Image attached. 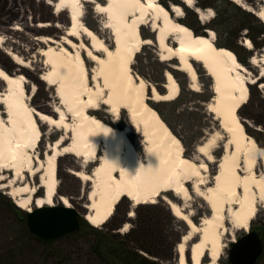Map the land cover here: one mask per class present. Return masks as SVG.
<instances>
[{
    "label": "bare ground",
    "instance_id": "6f19581e",
    "mask_svg": "<svg viewBox=\"0 0 264 264\" xmlns=\"http://www.w3.org/2000/svg\"><path fill=\"white\" fill-rule=\"evenodd\" d=\"M182 1L198 12L203 23L212 17L208 9L195 6L194 0ZM232 1L253 11L264 25V0L255 11ZM47 3L53 6L54 14L66 11L69 21L59 41L52 37L38 39L45 44L39 54L47 66L39 78L54 90L58 105L49 111L55 117L33 108L29 100L35 87L28 94V81L17 73L18 69L0 68V189H7V195L27 212L32 204L52 206L58 185L56 159L73 155L79 158L81 169L70 173L89 183L85 219L90 225L104 224L122 198L140 205L155 203L161 197L188 228L176 246L177 264H217L225 247L224 236L229 233L226 222L247 230L258 211L264 210V149L247 135L237 115L248 99V84L259 83L264 89V82L260 81L264 79V67H260L259 77H252L230 49L215 45L211 30H206L205 36L195 34L176 21L183 14L178 5L167 10L161 0ZM86 3L104 17L102 27L109 32L112 46L84 23ZM49 25L38 23L37 27ZM145 25L151 29L152 39L141 36ZM14 29L20 27L16 25ZM152 42L159 60L177 61L175 68L187 76L192 90H199L192 62L199 63L212 79L213 96L206 110L217 122V128L195 146V156L184 154L180 140L149 104L178 96L179 86L172 74L165 72L164 92L159 93L132 70L134 57ZM3 43L0 35V44ZM243 46L251 48L247 39ZM5 53L15 65L28 67L17 53ZM250 62L263 66L264 55L252 56ZM102 106L111 116V124L98 116ZM123 111L127 123L118 128ZM40 124L61 132L47 145L43 159L36 153L42 134ZM132 131L141 138V153L130 140ZM219 149L222 153L216 159L214 152ZM93 163L87 173L84 169ZM212 163H216V169L209 183L208 164ZM4 172L11 175L6 184H1ZM37 174L43 190L41 197H35L36 187L25 181V176ZM167 192L183 202L189 200L190 192L197 195L207 205L209 215L196 225L184 213V205L164 196ZM58 200L71 207L67 197L60 196Z\"/></svg>",
    "mask_w": 264,
    "mask_h": 264
},
{
    "label": "rangeland",
    "instance_id": "374dc122",
    "mask_svg": "<svg viewBox=\"0 0 264 264\" xmlns=\"http://www.w3.org/2000/svg\"><path fill=\"white\" fill-rule=\"evenodd\" d=\"M47 1L0 0V24H6L3 30L0 28V35L4 40V43L0 44V68L8 71L18 69L17 73H21L28 81L26 84L28 94L31 92V87H35L29 100L33 108L55 117L49 111L58 105L54 90L39 78L47 66L39 54L45 44L38 39L52 37L59 41L64 36L69 21L66 11L54 14L53 6L49 5ZM172 1L161 0L167 6L173 3ZM194 2L195 6L204 2L214 5V7L202 8L208 9L212 17L203 23L198 19L193 9L180 1L183 14L176 21L191 27L193 33L203 36L206 35L204 29H211L214 32L215 41L224 45V48L233 47L241 59L239 60L238 57V61L247 68L252 77L256 76L257 67L248 61L250 56L247 52H251V56L260 57L264 55V48H254L246 34V29L237 31L238 27L244 25L254 27L255 22L244 14L248 10L232 0H194ZM237 2L254 11L263 5L262 0L255 1L253 5L248 0H237ZM84 10V23L112 46L109 32L102 27L104 17L95 13L89 3L85 4ZM253 15L255 16V14ZM45 22L50 23V25L44 28L37 27L38 23ZM16 25L20 27V30L14 29ZM9 27L13 30H10ZM152 35L148 25L141 28L143 38L152 39ZM263 38V35H260L256 40L260 41ZM71 39L75 41V39ZM245 39L250 40L251 48L248 49L243 46ZM5 50L17 53L26 61L28 67L21 68L19 65H15ZM192 63L198 76V91L192 90L189 87L190 83L187 76L175 68L177 66L175 59L170 61L159 60L157 48L153 42L140 49L132 64L134 73L142 77L147 83L152 84L159 93L164 92V73L166 71H169L178 83L179 93L175 99L149 102V104L156 111H162L169 119L170 130L182 143L184 154L187 156H195L194 146L200 143L212 129L217 128V122L206 110V105L212 98L211 79L205 74L199 63ZM89 68H91V64ZM260 81L264 82V79H260ZM238 114L242 119L247 135L255 141L258 147L264 149V89L259 87V83L248 84V99L238 109ZM98 116L110 122L111 116L106 112L105 106L99 110ZM118 122V128H122L127 123L125 111L121 113ZM40 126L42 134L36 147V153L40 159H43L47 145L52 143L61 132H57L55 128H49L47 124H40ZM130 140L136 146L138 153H141L140 136L132 131ZM221 153V149L214 152L215 158H219ZM79 164V158H75L73 155H64L56 159L57 194L67 197L71 206L78 211L79 219H83L86 224L90 225L83 216L87 211L85 205L87 204L86 193L89 189V183L81 182L70 173V170H80ZM208 165V182L211 183L216 163ZM93 166L94 163L84 170L89 173ZM10 175V172H4L5 179L1 181V184H6ZM38 175L29 178L25 176V181L36 187L35 197H41L43 194V190L39 187ZM188 189L191 191L189 184ZM6 191L7 189H0V264H110L113 256L108 252V249L111 246L121 245L144 247L148 252L140 248L137 249V252L150 261H156L160 264H177L176 246L182 235L188 231L183 227V225L187 227L185 222L171 213L167 203L161 197L155 203L140 205H134L129 199L122 198L115 206L111 217L104 224L96 227L98 232L84 227L79 232L76 230L51 239L53 241L48 244V251L42 250L41 252L39 245L29 235L31 232L26 223L27 211L19 208ZM164 196L179 205H184V213L189 214L196 225L210 213L205 202L191 192L189 200L184 202L171 192L165 193ZM54 199V205H61L57 197ZM15 208L25 213V219L22 213ZM35 208L32 204L31 210ZM129 213L132 215L129 216ZM226 227L229 233L224 236L225 247L217 264H230L228 251L231 243L245 233V230L236 229L227 222ZM263 227L264 210L260 209L255 218L250 221L247 229L255 230L264 245ZM106 240L107 243L105 244ZM98 243L100 246L97 253L94 248ZM256 264H264V252Z\"/></svg>",
    "mask_w": 264,
    "mask_h": 264
},
{
    "label": "water",
    "instance_id": "95a60500",
    "mask_svg": "<svg viewBox=\"0 0 264 264\" xmlns=\"http://www.w3.org/2000/svg\"><path fill=\"white\" fill-rule=\"evenodd\" d=\"M172 5L176 4H170L169 6ZM178 7L182 9L180 5H178ZM195 13L198 15L197 11H195ZM199 20L201 19L199 18ZM205 32L207 33L206 30ZM261 64L262 63H258L257 68L259 69H257V75L254 77H259L260 67H264ZM150 92L149 90L147 93ZM147 96L148 98L151 97L149 94ZM237 115L240 117L238 111ZM56 197H60V195L57 194V189ZM85 208L87 209V207ZM86 213L87 211L83 215L84 218ZM26 223L28 230L36 237L43 240H51L72 233L78 230L80 225L78 211L72 206L67 207L63 204L36 207L28 211L26 214ZM262 253L263 245L259 234L255 230L249 228L240 238L231 243L228 251V260L230 264H255Z\"/></svg>",
    "mask_w": 264,
    "mask_h": 264
},
{
    "label": "trees",
    "instance_id": "16d2710c",
    "mask_svg": "<svg viewBox=\"0 0 264 264\" xmlns=\"http://www.w3.org/2000/svg\"><path fill=\"white\" fill-rule=\"evenodd\" d=\"M222 1H226V0H222ZM248 1L251 2L253 5L254 2L257 0H248ZM172 2L174 4H180L181 5L179 0H173ZM162 5L165 6L166 8H168V6L166 4L162 3ZM208 6L214 7V5L210 4L209 2L200 3V5H199L200 8H204V7H208ZM244 14L246 16H248L252 21H254L255 25H254V27H250L248 25L240 26L237 28V31H239L241 29H246L247 30L246 34H247L248 38L251 40L254 48H256V49L264 48V38H263V40H260V41L256 40V38L260 35H263V37H264V25H263V23L249 11L248 12L245 11ZM193 15H195V14H193ZM253 29H255V30H253ZM214 30H215V32H217V30L215 28H214ZM253 31H255V32L253 33ZM215 43H216V46H218V47L224 46V45H221L217 42H215ZM230 49L235 53L236 57L238 58L239 57L238 52L233 47L232 48L230 47ZM247 54L249 56H251V52H247ZM239 60H241L240 57H239ZM157 112H158L159 116L161 117V119L170 128L171 123H170L169 119L164 115V113H162V111L157 110ZM194 148H195V146H194ZM15 209L17 211L21 212L22 215L24 216V219H25V213L18 208H15ZM84 227H87V228H90L91 230L97 231L96 227H93V226L86 224L85 221L80 218V226H79V229L77 230V232L81 231ZM183 227H185L184 229H186V231H187L188 228L185 225H183ZM262 233L264 236V227H263ZM29 235L34 240V242L39 245L41 252H42V250L48 251V244H50L53 240H42L40 238L35 237L31 233H29ZM106 243H107V240H106L105 244ZM99 244L100 243H98L94 248V251L97 253H98V248L100 246ZM139 248L148 252V250L142 246H140V247L139 246L138 247H134V246L131 247V246H127V245L111 246L108 249L109 250L108 252L110 254H112V256H113L112 260L110 261V264H117V263H121V264H127V263L128 264H160L159 262L157 263L156 261H150L146 257L139 254L137 252V249H139ZM263 252H264V247H263Z\"/></svg>",
    "mask_w": 264,
    "mask_h": 264
},
{
    "label": "flooded vegetation",
    "instance_id": "af4514ba",
    "mask_svg": "<svg viewBox=\"0 0 264 264\" xmlns=\"http://www.w3.org/2000/svg\"><path fill=\"white\" fill-rule=\"evenodd\" d=\"M10 22H11V21H10ZM11 23H12V22H11ZM3 24H5V23L0 24V28H1L2 30L4 29V26H6V24H5V25H3ZM9 29H10V30H13V28H10V27H9Z\"/></svg>",
    "mask_w": 264,
    "mask_h": 264
}]
</instances>
